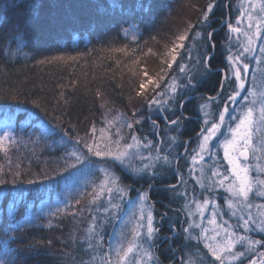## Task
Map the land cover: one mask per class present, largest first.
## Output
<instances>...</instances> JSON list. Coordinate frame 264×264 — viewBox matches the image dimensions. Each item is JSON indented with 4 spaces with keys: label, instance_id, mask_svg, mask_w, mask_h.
<instances>
[{
    "label": "rangeland",
    "instance_id": "374dc122",
    "mask_svg": "<svg viewBox=\"0 0 264 264\" xmlns=\"http://www.w3.org/2000/svg\"><path fill=\"white\" fill-rule=\"evenodd\" d=\"M216 1L210 0H177V12L172 17L173 21L166 19L163 23V30L168 29L171 31V37L166 40L155 34V31H149V40L139 43L138 54V65H140V78L135 84V93L128 102L129 105L126 107H118L117 104L106 102L103 108L106 112L107 124L109 128H112L110 133L105 130L102 135L101 131H97L93 134L92 128L83 127L80 134H71L67 131L66 127L62 126L59 122L51 120L45 114L39 110H32L34 116L38 118L39 122L34 123L35 129L37 125L41 131L33 136H36L35 140L40 141L48 136L52 137L51 142L52 147L55 145H62L63 149L66 151L63 156L64 159H60L59 163L63 166L67 165L65 173L55 176L49 179V174H41L34 179V183H28L29 180H22L21 171L19 175H12L14 179H9L13 183H0V199L4 197L3 191L8 190L12 193L8 201V215L13 220V225L11 230L13 232H8L6 238H13L15 240L14 249H10L6 246L5 241L0 240V262L2 264H22L26 259L22 258L23 254H20L18 246L26 244L29 242L32 249L34 247V237L32 235L31 229L36 223L42 224L41 220L59 221L60 224L65 227L60 226V231L62 232L60 237H57V241L50 240L47 243L49 245H55V255L63 259L60 264H102V257L105 252L110 251V248H114L117 241V233L120 230L123 222L135 213L139 215L138 205H139V194L149 191V184L146 188H143L145 184L144 181H153L149 174L141 173L140 175H134L132 172L123 166L113 165L112 162L105 164L99 158L91 157V163L85 162L84 164H77L75 158L70 156V153L75 147H77V140L82 139L88 143L98 144L100 147H104L105 144H109V135H111L112 140L116 139L115 132L116 127L111 126L109 122L116 121L117 126L123 124L124 122L133 123V128L128 129L127 127H122L120 134L124 137L121 143L127 142L131 143V136L134 134L138 138L144 141H152L153 147L151 149L141 147L139 152L143 157H148L149 153L153 159H139L135 158L127 163L131 164L134 168H140L145 164H153L154 168L149 169V172L155 171L157 173L155 179H161L168 182L174 177V168L177 157L180 155L179 148L182 146L184 149L186 146V141L188 137H181L180 132L186 126H192L190 122L186 119H181L179 126L170 125L165 121L164 116L167 115L168 119H176L179 113V98L176 102L170 103L166 107L169 109L167 112H161L156 110V106L153 105L149 108L148 101L154 95L153 84H147L148 77L153 79H159L160 76H165L168 80L172 77H176V80L180 84L186 83L187 76L194 78L197 83V87L202 83L203 79L207 76L206 70H204V64L206 57L211 53L209 46L208 32H211V14L209 15V20L206 24L201 23V19L204 11L209 3H214L216 8ZM250 0H230V15L229 20L226 18L222 19L221 24L224 23L223 33H222V48L225 53L224 65L227 71L226 80L224 83V92L222 96H218L214 100L198 98L196 102L193 103L191 107L192 114L200 116L202 122L197 128V132L201 129L206 128L209 125L204 123L205 119L215 121L218 119L220 111H222L224 104L228 102V96L231 95L236 90V81L232 73L230 62L227 60V56L231 52L232 54L242 51V45L246 44V38L240 34L231 33L227 27L229 23L233 26H239L242 30L247 31V19L241 18V12L249 7ZM252 3H262L264 0H251ZM213 9V10H214ZM168 15L173 13V8H168ZM167 15V16H168ZM176 16V17H175ZM181 19L178 21V19ZM241 18L242 22L237 25V19ZM178 21V22H177ZM189 24L195 25L194 28L189 30ZM176 27V28H175ZM255 28H253V31ZM137 30L132 27L128 31V35L132 39L137 37ZM188 32L189 39L184 41L185 49L181 51L180 63L188 65L187 76L179 72L178 66L173 65V69H167L164 60L170 59L166 56L167 51L177 43V37L185 32ZM197 32L201 33L199 39H195ZM158 36V37H157ZM264 46V30L261 31V37L256 38L254 48L255 52L252 55L245 54L243 59L245 62L249 63L250 69L246 82V89L251 88L253 83L257 87L264 85V54H261L260 48ZM151 49V51H149ZM190 50V55H189ZM137 56V55H135ZM261 60V63H257V59ZM147 73V76L144 73ZM256 76L255 82L252 80V76ZM145 82L147 84L143 95H137L140 91V83ZM164 87L163 81H161V89ZM197 89V88H196ZM157 90V91H159ZM190 94L194 93L190 89H181L180 96L183 97L184 93ZM246 91H242L240 96L237 97L236 103H230L229 114L226 117L224 126L221 128V132L218 134L211 142V147L209 153L204 154V160L200 161L199 158L194 164L191 157L196 155L198 151V145L201 142V136L197 137L191 144L189 151L185 154L184 158L180 161L178 166V173L181 181L174 191L168 192L170 200V212L165 214L156 213V208L152 205L151 201H145V208L151 210L154 215V225L159 229L157 237L154 241L146 244L145 247L150 245H155L152 247V251L159 256L160 253L169 256V258L175 257L176 262L173 264H185L188 257L191 255L194 259H199L206 249H203V240L198 244L201 253L196 252V247H186V245L191 244L193 246L197 245L195 239L189 241L186 239L187 236L191 235L193 237L200 235L202 228L209 229V235L212 233L213 225H210L208 221L212 218L213 211L218 213L217 222L223 224L225 220L228 221L229 225L232 226L238 234L246 235L252 239H264V233H260L256 230L249 232H244L243 228L240 227L241 222L237 217L231 215L230 210L227 207V198L229 194L225 191V188L219 186L218 183H213V181H218L222 176H212L213 171H219L221 174H227L228 164L224 160L223 150L220 147V142H222L226 137L230 136L228 131L229 124L234 126V121L231 120L232 116H238L245 105L243 97L246 95ZM207 103L208 107L206 111L209 116L205 117L204 113L201 111L200 106ZM139 119L141 123L135 124V120ZM152 120H157L159 127L153 129ZM106 124V125H107ZM66 125V124H64ZM193 127V126H192ZM108 128V129H109ZM89 130V131H88ZM5 131L11 132L14 136V132L10 130L9 127H1L0 135ZM196 132V133H197ZM79 133V132H78ZM171 137H175V142L172 143ZM187 138V139H186ZM8 142V141H5ZM9 145V144H8ZM155 145H159L162 151L160 155H167L168 162L165 163L163 160H155L157 155V149ZM83 152L87 155V150L83 149V145H79ZM4 150H0L3 152ZM1 159H4L1 156ZM250 163L255 165L256 161L251 160ZM8 164V162H7ZM72 165H75L73 167ZM102 167H108L112 173L120 177L121 186H129L130 191L128 195L121 202V211L119 212V219L113 220L104 226L102 235L104 236L103 247L97 248L95 251L88 249L87 243L83 241L85 235L84 230L88 227L90 220V213L87 210L89 200L91 198L92 190L95 185H97L101 179H103V174L97 169ZM5 160L3 164H0V179L5 181ZM8 179V178H7ZM7 182V181H6ZM172 183H176V180ZM201 184L204 186L201 187ZM227 184V182H226ZM209 186H211L209 190ZM164 189V188H162ZM114 195H119L118 193ZM6 197V196H5ZM11 198V199H10ZM80 200V204L76 201ZM204 199L210 201L209 205L206 207L203 213V218L201 217L199 211L196 208V204L193 201L202 202ZM23 201V205H19ZM119 202V201H114ZM254 204L264 203V200L256 197L253 198ZM57 209H66V211L57 212ZM254 213L255 208L252 210ZM191 213V215H189ZM55 214V215H53ZM97 215L98 217H103V213H91ZM1 215V214H0ZM199 224L200 227H195ZM191 226V227H190ZM32 227V228H31ZM31 228V229H30ZM190 229L189 233H185L184 229ZM30 229V230H29ZM64 229V230H61ZM33 230V229H32ZM50 233V232H49ZM49 238L48 233H45ZM29 237L28 240H26ZM23 240L24 243H23ZM47 242L46 240H44ZM42 245L41 243L39 246ZM239 248V245L237 246ZM48 249V248H47ZM51 251V250H50ZM264 252V247L257 246L254 252H249L245 257L243 264H248V261L256 260L259 264L260 253ZM52 253V252H51ZM95 257V259H93ZM114 258V255H113ZM208 259H212L210 256ZM158 264L159 261H158ZM165 264H169L166 262Z\"/></svg>",
    "mask_w": 264,
    "mask_h": 264
},
{
    "label": "trees",
    "instance_id": "16d2710c",
    "mask_svg": "<svg viewBox=\"0 0 264 264\" xmlns=\"http://www.w3.org/2000/svg\"><path fill=\"white\" fill-rule=\"evenodd\" d=\"M216 3L211 13V31L230 13V0H217ZM145 7L149 10L145 11ZM170 7L173 13L168 15ZM177 9V0H0V129L9 127L14 132V143L5 142L4 151L0 152V164L5 160V170H8L6 183H13L9 179H14L12 175L20 171L23 181L50 172L48 176L52 179L66 171L67 165L59 163L64 159L66 149L56 143L52 147L51 136L36 141V136L30 134L32 128L34 135L41 131L39 125L34 127L39 121L32 110H39L59 122L71 136L82 133L83 127L89 130L95 127L97 131L106 129L110 133L112 128L107 124L103 105L106 102L122 108L129 105L140 78L139 43L149 40L150 30L168 40L172 30H163L160 26L168 18L173 21ZM132 27L138 33L134 39L125 35V30ZM222 33V29L213 33L215 54L209 64L215 70L225 68ZM17 37L24 40L23 53L26 55H5L6 48H15L10 41ZM209 46L212 52V44ZM53 57H64V60H52ZM68 57L76 59L69 60ZM203 67L207 76L186 98L200 93L216 96L220 92L223 73L211 71L206 64ZM200 98L208 99L206 96ZM197 99L191 98L185 103V114L193 115L191 107ZM178 116L186 119L180 108ZM186 120L196 125V122ZM192 126H186L180 132L181 137L193 135ZM182 148H179L180 153ZM151 183L160 186L169 182L153 179L148 181L152 186ZM156 186L150 189V197L160 200L158 203L166 215L174 209L170 208L168 192L175 189ZM3 194L0 199V240L4 238L6 246L14 249L16 239L6 238L14 226L8 215V198L12 193L4 190ZM19 205H23V201ZM41 221L42 224L31 227L33 230L30 228L35 242L33 249L29 242L18 246L22 258L27 256L22 264L63 262L55 255L57 246H47V243L57 241L62 233L59 227L65 226L50 220L52 227H48L47 220ZM159 257L160 264H170L174 258L163 253Z\"/></svg>",
    "mask_w": 264,
    "mask_h": 264
},
{
    "label": "snow or ice",
    "instance_id": "6c2138e0",
    "mask_svg": "<svg viewBox=\"0 0 264 264\" xmlns=\"http://www.w3.org/2000/svg\"><path fill=\"white\" fill-rule=\"evenodd\" d=\"M141 7H144L141 5ZM215 7L214 3H209L206 10L203 13L201 23L206 24L209 20V15L213 12ZM149 9L145 7V11ZM241 18H246L247 31H244L239 26H233L231 23L227 25L231 33H236L238 36L242 34L246 38V44L242 45V51L232 54L231 52L227 56V60L230 62L233 76L236 81V90L228 96V102L236 103L237 97L240 96L242 91H246V95L243 100L246 102L243 106L242 112L238 116H232L231 120L234 121V126L229 124L228 131L229 137H226L220 142V147L223 150L224 160L227 161L228 170L227 174H221L219 171H213L212 176H222L218 181L220 187L225 188V191L229 194L227 198V207L233 217H237L241 222L240 227L243 228L244 232L256 230L260 233H264V203L254 204L253 198H260L264 200V85L257 87L255 83L251 88L246 89V82L249 74L250 65L245 62L243 57L245 54L252 55L255 52L254 44L256 38L261 37V31L264 30V2L256 4L249 2V7L241 12ZM237 19V25L242 22V19ZM189 30L195 27V25L189 24ZM253 28L255 30L253 31ZM128 34V30H125V35ZM208 37L211 38L213 32L207 33ZM201 33L197 32L195 39H199ZM135 38V37H134ZM189 39L188 32L181 34L177 37V43L167 51L166 56L170 57L168 60L162 61L167 66V69L172 70L173 65H177L179 72L187 76L188 65L180 63L181 51L185 49L184 41ZM10 43L15 44L14 49H5V55L15 56L16 54H24V40L22 38H15ZM215 46L214 44L212 45ZM116 51H124V49H117ZM151 51V49L149 50ZM261 54H264V46L260 48ZM190 55V50H189ZM69 60L76 59L75 57H68ZM52 60H64V57H53ZM46 61H40L45 63ZM51 62V61H47ZM257 63H261L258 58ZM147 76V73H144ZM253 82L256 80V76H252ZM161 81H163L164 87L161 89ZM147 84H153L154 95L148 101L149 108L153 105L156 106L157 111L167 112L169 109L166 107L170 103H174L179 98V108H183L184 103L187 102V93L180 96L181 89H190L195 91L197 83L194 78L187 76L186 83L180 84L177 82L176 77H172L168 80L165 76H160L159 79H153L148 77ZM145 82H141L139 87L140 91L137 95H143L144 90L147 87ZM159 90V91H157ZM208 99L214 100L215 97H209ZM228 102L224 104L222 111H220L218 119L215 121H209L205 119L204 123L209 125L206 128L201 129L200 136L201 142L198 145V151L196 155L191 157L193 163L204 160V154L209 153L211 142L217 138L221 132V128L224 126L226 117L229 114ZM207 103L200 106L204 116H209L206 111ZM165 121L168 124L179 126L181 117L169 120L167 115L164 116ZM111 126L116 127L115 136L116 139L112 140L109 135V144H105L104 147H100L95 143H88L85 140L78 139L76 144L77 147L73 149L70 156L75 158L77 164H84L86 161L91 163V157L99 158L105 164L112 162L113 165H120L128 168L132 174L140 175L141 173L149 174L151 179H155L157 173L155 171L149 172V169L154 168L153 164H145L140 168H134L128 161L139 158V159H153L151 153L148 157L140 155V148L151 149L154 145L153 142L148 140L144 141L138 138L136 135L131 136V143H121L124 137L120 134L122 127L128 129L133 128V123L124 122L117 126V122H109ZM135 124L141 123L139 119L135 120ZM153 129L159 127L157 120H152ZM96 132L95 127L92 128V133ZM102 135L105 133L104 129H101ZM172 143L175 142V137L170 138ZM5 141L14 143V138L11 132L5 131L0 135V150H4ZM83 145V149L87 150V155L79 147ZM157 149V155L155 160H163L165 163L168 162L167 155H160L162 149L159 145H155ZM210 154V153H209ZM251 160H255L256 163L253 165L250 163ZM75 167V165H72ZM97 171L103 174V179L93 187L91 198L88 204V211L90 213V220L88 227L84 230L83 241L87 243L88 249L95 251L97 248L103 247L104 236L102 232L104 226L113 220L119 219V212L121 209V202L128 195L130 191L129 186H121L120 177L116 176L110 171L108 167H102ZM16 175H19L17 173ZM227 182V184H226ZM0 183H6L3 179H0ZM28 183H34L29 180ZM204 185L201 184V187ZM151 187V185H149ZM174 187V186H172ZM211 186H209L210 190ZM118 193L119 195H114ZM148 193L139 194V205L137 216L133 213L129 216L121 225L119 232L117 233V241L114 248H110V251L105 252L102 257V264H158V257L152 251L150 245L145 247L149 242L154 241L157 237L159 229L154 225V215L149 209L146 211L145 201L148 200ZM119 201V202H114ZM80 200L76 201L80 204ZM196 204V208L203 218V213L210 201L204 199L202 202L193 201ZM256 209L255 213L252 211ZM57 212L66 211V209H57ZM102 212L103 217H98L91 213ZM55 215V214H53ZM191 215V213H189ZM216 211H213L212 218L208 221L210 225H213L212 233L209 235L208 228H202L201 233L198 236H187L186 239L191 241L195 239L197 245L191 244L186 247H196V252L201 253L198 247L201 239L203 242V252L199 259H194L193 256H189L185 264H243V261L249 252H254L257 246L264 247V239H252L246 235L238 234L232 230V226L229 225L228 221L225 220L223 224L217 222ZM48 227H52L49 222ZM191 227V226H190ZM195 227H200L196 224ZM185 233H189L190 229H184ZM239 245V248L237 247ZM114 255V258H113ZM259 264H264V252L260 254ZM212 259H208V257ZM95 259V257H93ZM2 264V262H0ZM248 264H257L256 260H249Z\"/></svg>",
    "mask_w": 264,
    "mask_h": 264
},
{
    "label": "flooded vegetation",
    "instance_id": "af4514ba",
    "mask_svg": "<svg viewBox=\"0 0 264 264\" xmlns=\"http://www.w3.org/2000/svg\"><path fill=\"white\" fill-rule=\"evenodd\" d=\"M188 119H190L191 120V122H196V125H194L193 123H191V124H193V129H192V131H193V134L195 135V133L197 132V128L199 127V125L201 124V122L202 121H200V120H198V119H192V118H188ZM200 132V131H199ZM191 136H193V135H191ZM175 177V176H174ZM173 177V178H174ZM145 182V184L143 185V188H146L147 187V184H148V181H144ZM151 184H153V183H151ZM155 184V183H154ZM153 184V185H154ZM148 197H149V199H150V201H151V203H152V205L156 208L155 210H156V213H158V214H163V211H162V209H161V205L158 203L160 200H152L151 199V197H150V187H149V193H148ZM167 215V214H166ZM174 262H176V258L174 257L173 258V260H172V262H171V264L172 263H174Z\"/></svg>",
    "mask_w": 264,
    "mask_h": 264
},
{
    "label": "water",
    "instance_id": "95a60500",
    "mask_svg": "<svg viewBox=\"0 0 264 264\" xmlns=\"http://www.w3.org/2000/svg\"><path fill=\"white\" fill-rule=\"evenodd\" d=\"M210 41L212 42V38H210ZM213 43V42H212ZM215 53V50H213V52L207 57V59H206V65L209 67V60H210V58L213 56V54ZM224 73V75H223V81H222V83H224V80H225V78H226V72L224 71L223 72ZM222 89V88H221ZM199 96H207V94H203V93H201V94H196V95H192V96H189L186 100H189V99H191V98H193V97H199ZM195 118H197V117H195ZM197 136H195V137H193V138H196ZM190 141H191V139H189L188 140V143H187V147H186V149L184 150V152H183V154L186 152V150H187V148H188V146H189V143H190ZM182 154V155H183ZM182 155H180L179 156V158L177 159V163H178V161L180 160V158L182 157ZM175 172H176V174H178V171H177V164H176V166H175Z\"/></svg>",
    "mask_w": 264,
    "mask_h": 264
}]
</instances>
